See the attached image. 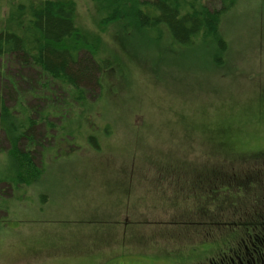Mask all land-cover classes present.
<instances>
[{
  "label": "rangeland",
  "instance_id": "1",
  "mask_svg": "<svg viewBox=\"0 0 264 264\" xmlns=\"http://www.w3.org/2000/svg\"><path fill=\"white\" fill-rule=\"evenodd\" d=\"M76 2L110 68L100 73L101 96L85 93L94 113L76 140L56 131L71 117L70 90L50 85L61 109L39 126L45 139L34 158L42 167L16 195L0 184V264L217 261L243 237L233 219L264 198L263 184L249 180L264 169V0H237L223 18L228 51L220 65L203 45L158 50L112 23L97 30L91 1ZM7 9L0 0V19ZM18 65L0 58L1 86L41 89V74ZM0 144L6 151L2 133ZM212 184L217 193L206 195Z\"/></svg>",
  "mask_w": 264,
  "mask_h": 264
},
{
  "label": "trees",
  "instance_id": "2",
  "mask_svg": "<svg viewBox=\"0 0 264 264\" xmlns=\"http://www.w3.org/2000/svg\"><path fill=\"white\" fill-rule=\"evenodd\" d=\"M90 1L93 7L90 21L97 30L112 23L115 28H123L131 33L133 40L137 38V41L147 43L148 39L158 50L162 46H170L186 51L203 45L215 65L222 63L223 55L228 51V41L221 35L220 24L237 2L218 0L217 5H211L207 3L209 0ZM86 24L81 21L76 0H8L6 15L0 19V58L8 56L19 64V68L22 66L26 71L36 70L41 74L40 80H43L41 84H36L41 89L29 83L31 88L28 91L13 90L12 86L16 85L13 81L9 82L10 90L0 84V133L9 144L6 151L1 150L0 144V184L9 186L14 195L42 167L35 165L34 158L36 149L41 147L45 139L44 131L39 128L41 122L57 117L55 114L61 109L53 104L50 85L64 86L70 90L71 105L66 114L71 117L56 131L72 140L82 136V119L94 113L85 93L91 88L100 97L103 92L100 73L109 69L110 65L108 59L98 54V35ZM146 35L150 37L145 38ZM21 68L18 69L19 73ZM11 91L16 94V98L13 99L14 104L11 101L8 106ZM27 95L30 97L27 98ZM36 100L41 103H35ZM53 126L49 123L46 131H54ZM87 138L91 145L96 144L93 134ZM262 169L260 165L257 170L260 173L254 172L257 176L251 174L249 178L250 181H258L254 183L256 188L261 183L264 188ZM1 187L0 196L1 191H4ZM212 188V192L206 195L217 193L214 184ZM201 189L206 187L202 186ZM203 211L202 208L196 212ZM6 214L7 205L0 203L2 226ZM235 218L232 225L243 235L236 245L238 247L228 249L222 258L209 262L264 264V198L261 193L255 200L253 211L248 210Z\"/></svg>",
  "mask_w": 264,
  "mask_h": 264
}]
</instances>
